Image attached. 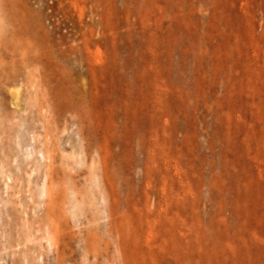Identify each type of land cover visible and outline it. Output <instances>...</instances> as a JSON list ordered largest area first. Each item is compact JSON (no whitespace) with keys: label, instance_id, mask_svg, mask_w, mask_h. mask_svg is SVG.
I'll list each match as a JSON object with an SVG mask.
<instances>
[{"label":"rangeland","instance_id":"374dc122","mask_svg":"<svg viewBox=\"0 0 264 264\" xmlns=\"http://www.w3.org/2000/svg\"><path fill=\"white\" fill-rule=\"evenodd\" d=\"M0 90V264H264V0H0Z\"/></svg>","mask_w":264,"mask_h":264},{"label":"bare ground","instance_id":"6f19581e","mask_svg":"<svg viewBox=\"0 0 264 264\" xmlns=\"http://www.w3.org/2000/svg\"><path fill=\"white\" fill-rule=\"evenodd\" d=\"M14 12H15V11H14ZM12 14H13V13H12ZM14 15H16V14H14ZM2 45H3V44H2ZM2 47H3V46H2ZM4 49H6V50H4V52H5V51L7 52V46H6ZM8 49H9V48H8ZM12 49H13V48H12ZM13 50H14V49H13ZM8 51H9V50H8ZM10 51H11V50H10ZM6 52H5V53H6ZM11 52L14 53V51H11ZM7 53H8V52H7ZM8 54H9V53H8ZM15 54H17V53H16V50H15ZM1 93H2V92H1V90H0V95H1ZM15 99H16V98H15Z\"/></svg>","mask_w":264,"mask_h":264}]
</instances>
